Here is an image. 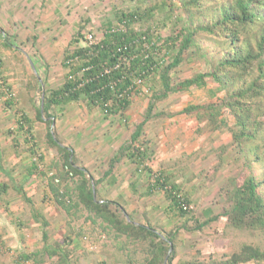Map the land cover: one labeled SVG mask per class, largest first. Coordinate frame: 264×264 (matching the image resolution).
Returning <instances> with one entry per match:
<instances>
[{"label":"rangeland","instance_id":"obj_1","mask_svg":"<svg viewBox=\"0 0 264 264\" xmlns=\"http://www.w3.org/2000/svg\"><path fill=\"white\" fill-rule=\"evenodd\" d=\"M155 1L0 0V165L5 171H0V187L7 185L0 190V264L144 262L146 243L117 235L104 221L73 204L79 179L62 166L63 154L49 140L48 132L72 150L74 163L88 170L94 181L101 178L94 196L112 201L121 218L149 225L162 236L178 230L174 264H216L244 243L262 244L258 231L236 228L224 215L230 206L229 189L239 185L246 173L245 159L228 130L234 124L233 117L223 108L221 116L227 120V127L214 129L206 117L181 112L188 104L205 105L214 100L209 86L171 93L155 104L153 112L163 115L149 119L141 137L148 150L145 164L152 175L137 170L136 164L122 156L111 173L103 176L110 158L129 141L145 115L148 100L156 90L147 83L137 81L139 91L123 115L105 116L97 107L90 108L84 98L53 109L52 122L41 110L45 89L57 87L64 80L62 59L66 48L99 40L103 24L116 23L121 10H138ZM166 4L154 12L152 19L136 21L132 27L145 29L149 25L154 35L171 36L179 19L187 14L177 6V0H167ZM198 39L207 46L203 36ZM194 55L188 52L190 60L175 68L173 75L181 79L202 71L203 62ZM5 99H10L7 106ZM21 114L30 124L18 131ZM160 172L188 196L190 204L183 216L168 208L162 190L148 193L149 183ZM50 181L67 193L65 200L71 197L67 210L48 190ZM15 186L23 188L31 204ZM34 209L47 221L48 244L62 245L65 258L44 252L41 218L33 217ZM213 217L202 229L195 230L198 223ZM66 237L70 240H63ZM23 254L30 258L24 260Z\"/></svg>","mask_w":264,"mask_h":264},{"label":"trees","instance_id":"obj_2","mask_svg":"<svg viewBox=\"0 0 264 264\" xmlns=\"http://www.w3.org/2000/svg\"><path fill=\"white\" fill-rule=\"evenodd\" d=\"M166 1L157 0L138 10H121L116 23L107 21L103 24L99 40L66 48L62 59L66 69L64 80L57 87L45 89L42 111L52 122L53 109L60 110L67 103L84 98L90 108L97 107L105 116L123 115L139 91L137 81L147 83L156 90L148 100L145 115L136 124L129 141L110 158L103 176L111 173L114 163L122 156L136 164L137 170L152 175V169L145 164L148 150L141 137L146 122L163 115L162 112H153L155 104L171 93L209 86L208 91L214 100L205 105L188 104L181 112L206 117L214 129L227 127V120L221 116L223 108L233 117L234 124L228 126V130L245 159L246 173L239 185L229 189L230 206L224 215L232 226L258 231L262 235L261 245L244 243L239 250L216 264L250 261L264 264V0H177V6L187 15L179 19L171 36L154 35L149 25L145 29L132 27L136 21L152 19L158 8L167 5ZM200 35L205 38L207 46L198 41ZM188 52L203 62L204 69L179 79L173 73L184 61L190 60L186 56ZM9 104L10 99H5V106ZM37 114L40 118V108ZM17 122L18 131L24 130L26 123L30 124L24 114ZM27 130L31 131V125ZM47 136L62 152V166L79 179L73 204L104 221L117 235L134 237L146 243L142 264H163L164 259L166 264H174V240L178 230L162 236L149 225L121 218L112 207V201L100 200L93 195L101 178L94 181L88 170L74 163L72 150L53 139L50 132ZM0 171L5 172L1 165ZM153 179L148 193L162 190L169 201L168 208L177 216H183L187 212L184 206L190 204L188 196L163 172ZM6 186L1 185L0 190ZM47 187L55 194L58 204L67 210L72 203L71 197L65 200L67 193L60 191L53 181L48 182ZM15 188L27 203H32L22 187ZM32 214L36 220L41 218L44 252L50 257L58 254L65 258L62 245L48 244L46 219L35 209ZM215 217L198 223L195 230L202 229ZM170 242L173 249L168 252ZM21 256L24 260L30 258L29 254Z\"/></svg>","mask_w":264,"mask_h":264},{"label":"water","instance_id":"obj_3","mask_svg":"<svg viewBox=\"0 0 264 264\" xmlns=\"http://www.w3.org/2000/svg\"><path fill=\"white\" fill-rule=\"evenodd\" d=\"M43 101H41V110H42V105H43V103H42ZM93 195H94V193H93ZM171 249H172V244L170 243V247H169V250H168V252H170L171 251Z\"/></svg>","mask_w":264,"mask_h":264},{"label":"built area","instance_id":"obj_4","mask_svg":"<svg viewBox=\"0 0 264 264\" xmlns=\"http://www.w3.org/2000/svg\"><path fill=\"white\" fill-rule=\"evenodd\" d=\"M89 38L91 37V36H88ZM186 208V206H184V209Z\"/></svg>","mask_w":264,"mask_h":264}]
</instances>
